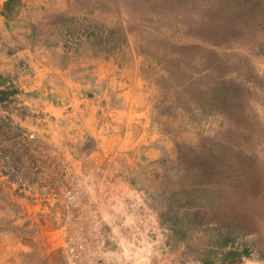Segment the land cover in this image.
Masks as SVG:
<instances>
[{
    "label": "rangeland",
    "instance_id": "374dc122",
    "mask_svg": "<svg viewBox=\"0 0 264 264\" xmlns=\"http://www.w3.org/2000/svg\"><path fill=\"white\" fill-rule=\"evenodd\" d=\"M27 4L74 79L0 58V264H264V0Z\"/></svg>",
    "mask_w": 264,
    "mask_h": 264
},
{
    "label": "crops",
    "instance_id": "0c3cea01",
    "mask_svg": "<svg viewBox=\"0 0 264 264\" xmlns=\"http://www.w3.org/2000/svg\"><path fill=\"white\" fill-rule=\"evenodd\" d=\"M5 1L7 0H0V17H9L8 20L5 19V23H8L5 37L8 38L11 44L10 50L12 53L8 54L9 46L6 45L3 48L0 46V58L4 56L6 58L4 62L9 63V67L12 69L15 68V65L21 64V61L17 63L21 58H25L26 62L31 65L37 64L32 72L37 74L44 73L48 76L40 77V80L36 82V86L33 87L37 96H41L42 99L50 97L52 105L60 107L63 105L60 100L62 101L64 96H70L71 94L72 87L70 85L73 83L74 77L73 74L70 76L72 70L70 66H61L58 64V58L61 55L69 56V49H73V47L68 44L69 42L67 46H64L62 40L57 41L55 44L53 43L50 34L44 32V26L46 27L48 23L46 22L47 19L45 16L39 15L40 11L38 9L31 8L35 7V5L20 6L8 14L3 9ZM52 64L54 66H51L52 68L49 67ZM54 73H56V76L53 75ZM67 86L69 88L64 93L65 91L63 90ZM74 98H68V105L75 104ZM63 102L65 103V101Z\"/></svg>",
    "mask_w": 264,
    "mask_h": 264
},
{
    "label": "trees",
    "instance_id": "16d2710c",
    "mask_svg": "<svg viewBox=\"0 0 264 264\" xmlns=\"http://www.w3.org/2000/svg\"><path fill=\"white\" fill-rule=\"evenodd\" d=\"M5 92H4V90H0V94H4Z\"/></svg>",
    "mask_w": 264,
    "mask_h": 264
},
{
    "label": "bare ground",
    "instance_id": "6f19581e",
    "mask_svg": "<svg viewBox=\"0 0 264 264\" xmlns=\"http://www.w3.org/2000/svg\"><path fill=\"white\" fill-rule=\"evenodd\" d=\"M259 138V136L257 137V139Z\"/></svg>",
    "mask_w": 264,
    "mask_h": 264
}]
</instances>
